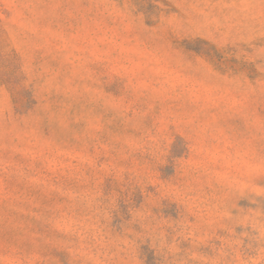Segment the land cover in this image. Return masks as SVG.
Wrapping results in <instances>:
<instances>
[{"label": "rangeland", "instance_id": "374dc122", "mask_svg": "<svg viewBox=\"0 0 264 264\" xmlns=\"http://www.w3.org/2000/svg\"><path fill=\"white\" fill-rule=\"evenodd\" d=\"M0 264H264V0H0Z\"/></svg>", "mask_w": 264, "mask_h": 264}]
</instances>
